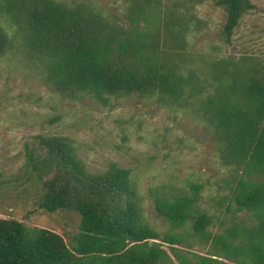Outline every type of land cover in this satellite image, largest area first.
<instances>
[{"label":"trees","instance_id":"16d2710c","mask_svg":"<svg viewBox=\"0 0 264 264\" xmlns=\"http://www.w3.org/2000/svg\"><path fill=\"white\" fill-rule=\"evenodd\" d=\"M213 3L224 13L220 33L228 43L252 5L248 0ZM10 5L6 15L14 8L24 16L28 55L42 59L47 82L67 99L103 102L135 95L181 105L202 93L189 77L167 65L158 30L148 40L138 30L116 38L101 17L80 4L19 0L18 7L17 2ZM129 15L136 19L141 8H131ZM4 45L0 33V54ZM226 63H208L215 92L203 95L197 113L220 145L224 165L233 168L227 195L232 207L228 204L223 211L229 218L214 219L217 232L206 230L215 223L197 207L200 185H190L189 193L169 201L152 197L155 212L172 228L190 224L189 236L207 246L205 255L186 258L175 247L182 242L180 234H159L143 222L129 170L110 164L102 172H89L66 142L47 138L39 140L43 157L27 155L31 172L51 174L41 184L36 207L79 216L72 245L53 231L0 218V264H264V62L234 65L229 72Z\"/></svg>","mask_w":264,"mask_h":264},{"label":"rangeland","instance_id":"374dc122","mask_svg":"<svg viewBox=\"0 0 264 264\" xmlns=\"http://www.w3.org/2000/svg\"><path fill=\"white\" fill-rule=\"evenodd\" d=\"M12 1L19 6V0H0V33L5 39L0 54V218L53 231L72 245L79 216L38 209L41 184L51 174L31 172L27 165L28 154L43 157L40 139L59 138L89 172H102L110 164L129 170L143 222L159 234H180L182 242L175 247L186 258L205 255L207 246L189 236L190 224L172 228L155 212L152 197L169 201L189 193L190 185H200L197 207L215 223L206 230L217 232L214 219L229 218L223 211L228 204L232 207L227 195L233 168L224 165L220 145L197 105L203 95L215 92L210 61H227L228 72L234 65L264 62V0H248L252 9L240 18L228 43L220 33L224 13L214 0H58L98 15L116 38L138 30L148 40L158 30L167 65L202 92L181 105L135 95L103 102L59 95L46 80L42 59L27 53L22 12L13 8L15 12L6 15ZM138 6L142 15L134 19L129 14ZM222 78L226 84L228 79Z\"/></svg>","mask_w":264,"mask_h":264}]
</instances>
